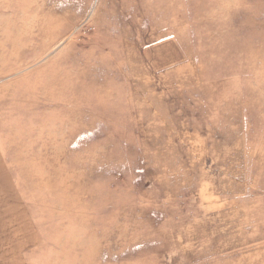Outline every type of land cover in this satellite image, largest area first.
I'll return each instance as SVG.
<instances>
[{
  "label": "rangeland",
  "instance_id": "374dc122",
  "mask_svg": "<svg viewBox=\"0 0 264 264\" xmlns=\"http://www.w3.org/2000/svg\"><path fill=\"white\" fill-rule=\"evenodd\" d=\"M0 264H264V0H0Z\"/></svg>",
  "mask_w": 264,
  "mask_h": 264
}]
</instances>
